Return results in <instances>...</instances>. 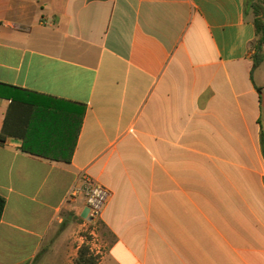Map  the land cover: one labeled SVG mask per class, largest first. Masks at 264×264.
Here are the masks:
<instances>
[{
  "label": "crops",
  "instance_id": "crops-1",
  "mask_svg": "<svg viewBox=\"0 0 264 264\" xmlns=\"http://www.w3.org/2000/svg\"><path fill=\"white\" fill-rule=\"evenodd\" d=\"M257 40L247 0H0V264H264Z\"/></svg>",
  "mask_w": 264,
  "mask_h": 264
},
{
  "label": "built area",
  "instance_id": "built-area-1",
  "mask_svg": "<svg viewBox=\"0 0 264 264\" xmlns=\"http://www.w3.org/2000/svg\"><path fill=\"white\" fill-rule=\"evenodd\" d=\"M80 187L75 186L71 192L76 196L78 191H82L85 196L86 206L89 209L87 218L89 225L86 231L97 238V226L101 220L102 214L110 201L111 192L103 185L96 182L88 173L83 172L78 180Z\"/></svg>",
  "mask_w": 264,
  "mask_h": 264
},
{
  "label": "trees",
  "instance_id": "trees-1",
  "mask_svg": "<svg viewBox=\"0 0 264 264\" xmlns=\"http://www.w3.org/2000/svg\"><path fill=\"white\" fill-rule=\"evenodd\" d=\"M254 24L256 27V33H257V37H258L256 49H257V51H260L264 45V16L260 15L258 13H255L254 14ZM82 121H83V115L80 117V120H79L78 131L81 128ZM29 126H30V123H29ZM75 143H76V140L74 142V145H75ZM23 150L25 152L34 153L32 150H30L26 146L23 148ZM73 151H74V147L72 148L70 156H67L65 158L54 157V158H50V159L70 162L72 159ZM5 208H6V198L3 197L2 195H0V223H1L4 211H5ZM98 262H99V256L93 255L91 253L90 247L88 245H84L81 247V249L79 251V255H78L77 260H76V264H98Z\"/></svg>",
  "mask_w": 264,
  "mask_h": 264
},
{
  "label": "rangeland",
  "instance_id": "rangeland-1",
  "mask_svg": "<svg viewBox=\"0 0 264 264\" xmlns=\"http://www.w3.org/2000/svg\"><path fill=\"white\" fill-rule=\"evenodd\" d=\"M247 5L253 14L258 13V14L264 16V0H247ZM85 234L88 236L89 239H90V237L92 238V236L90 234H89L90 236L88 235V233H85Z\"/></svg>",
  "mask_w": 264,
  "mask_h": 264
},
{
  "label": "water",
  "instance_id": "water-1",
  "mask_svg": "<svg viewBox=\"0 0 264 264\" xmlns=\"http://www.w3.org/2000/svg\"><path fill=\"white\" fill-rule=\"evenodd\" d=\"M88 212H89V209L87 208V209L84 211V213H83V217L87 218Z\"/></svg>",
  "mask_w": 264,
  "mask_h": 264
}]
</instances>
